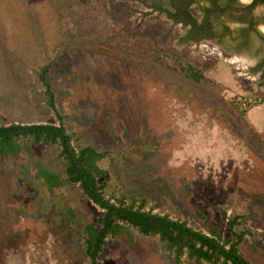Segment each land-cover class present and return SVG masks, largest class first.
I'll return each instance as SVG.
<instances>
[{
    "label": "rangeland",
    "instance_id": "rangeland-1",
    "mask_svg": "<svg viewBox=\"0 0 264 264\" xmlns=\"http://www.w3.org/2000/svg\"><path fill=\"white\" fill-rule=\"evenodd\" d=\"M111 1L0 0V124H58V111L78 143L109 153L108 194L224 238L240 216L242 250L264 264L260 40L251 51L197 53L168 20L135 25ZM233 94L262 102L239 111ZM20 142L19 155L0 156V264H89L80 233L103 211L77 185L42 182L40 166L63 175L55 148ZM130 233L107 239L101 264H174L157 237Z\"/></svg>",
    "mask_w": 264,
    "mask_h": 264
},
{
    "label": "trees",
    "instance_id": "trees-1",
    "mask_svg": "<svg viewBox=\"0 0 264 264\" xmlns=\"http://www.w3.org/2000/svg\"><path fill=\"white\" fill-rule=\"evenodd\" d=\"M182 67L189 75L200 76L193 66ZM41 70L40 76L43 78L45 69ZM46 94L47 103L56 111L54 95L49 90ZM56 113L58 124H0V156L19 155L22 151L20 141L23 139L57 150L63 175L40 166L38 174L42 182L49 189H61L66 184L77 185L103 211L97 223L85 224L80 233L84 238L89 264H101L100 256L109 237L127 233L132 239L130 227L144 236L157 237L161 249L173 257L174 264H182L183 260L192 264H253L242 250L247 230L235 229L240 223V216L229 221V236L224 238L216 227H210L206 234L168 214L145 210L146 200L136 205V199L130 202L125 194H108L109 175L100 166V161L109 153L78 143L74 134L66 129L62 115L58 111ZM69 212L73 215L72 211ZM198 216L202 217L200 214ZM205 223L208 224L207 221Z\"/></svg>",
    "mask_w": 264,
    "mask_h": 264
},
{
    "label": "flooded vegetation",
    "instance_id": "flooded-vegetation-1",
    "mask_svg": "<svg viewBox=\"0 0 264 264\" xmlns=\"http://www.w3.org/2000/svg\"><path fill=\"white\" fill-rule=\"evenodd\" d=\"M111 3L118 14H135L134 24L168 20L171 22L168 33H178L176 38L183 45H196L197 53L212 55L216 48L227 54L251 51L255 36L264 49V13L257 11L260 7L264 9V0H112Z\"/></svg>",
    "mask_w": 264,
    "mask_h": 264
},
{
    "label": "built area",
    "instance_id": "built-area-1",
    "mask_svg": "<svg viewBox=\"0 0 264 264\" xmlns=\"http://www.w3.org/2000/svg\"><path fill=\"white\" fill-rule=\"evenodd\" d=\"M228 102L239 111H246L262 102L259 95L233 94L228 97Z\"/></svg>",
    "mask_w": 264,
    "mask_h": 264
},
{
    "label": "bare ground",
    "instance_id": "bare-ground-1",
    "mask_svg": "<svg viewBox=\"0 0 264 264\" xmlns=\"http://www.w3.org/2000/svg\"><path fill=\"white\" fill-rule=\"evenodd\" d=\"M245 95H253V94H245ZM258 105V104H257Z\"/></svg>",
    "mask_w": 264,
    "mask_h": 264
}]
</instances>
